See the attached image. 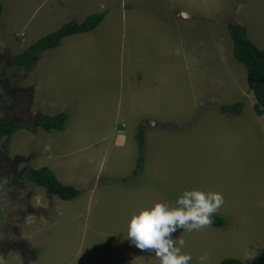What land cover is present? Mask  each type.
I'll use <instances>...</instances> for the list:
<instances>
[{
    "label": "rangeland",
    "instance_id": "obj_1",
    "mask_svg": "<svg viewBox=\"0 0 264 264\" xmlns=\"http://www.w3.org/2000/svg\"><path fill=\"white\" fill-rule=\"evenodd\" d=\"M18 1L13 10L20 17L33 4ZM42 6L34 21L45 10L52 21L35 32H11L0 23V88L20 87L17 95L0 94V121L60 112L67 119L63 130L31 124L8 141L0 133L1 264H158L129 243L127 218L153 202L174 203L192 188L222 193L224 203L212 215L225 224L171 234L184 239L189 264L247 261L245 250L255 254L251 260L262 254L264 115L253 108L227 26L240 24L264 48V0H46ZM103 11L95 29L62 39L31 71L4 67L3 55L10 60L58 24ZM237 102L238 115L221 110ZM42 167L80 194L48 198L44 187L22 178Z\"/></svg>",
    "mask_w": 264,
    "mask_h": 264
},
{
    "label": "trees",
    "instance_id": "obj_2",
    "mask_svg": "<svg viewBox=\"0 0 264 264\" xmlns=\"http://www.w3.org/2000/svg\"><path fill=\"white\" fill-rule=\"evenodd\" d=\"M1 13L2 4L0 1V15ZM106 13V11H103L91 14L81 22L76 20L65 22L54 32L43 36L22 53L14 56L10 61V65L21 67L24 71H31V65L37 62L40 54L46 50L58 47L62 39L66 37L91 32L103 20ZM227 28L233 41L232 56L246 69L248 89L252 91L255 100L253 108L257 115H264V48H258L247 37L243 26L230 23ZM242 106L241 102H237L222 106L221 110L238 115L241 112ZM66 119L67 115L63 112L54 115H43L33 122V127H41L48 132L53 129L62 130ZM24 127L26 126L15 121H0V132L7 136L6 141L9 140V137L16 130ZM22 178H26L34 184L44 187L48 198L58 196L62 200H71L80 194V190L72 186L63 185L47 167L39 169L30 168ZM212 219V226L221 227L225 224V220L221 217L212 215ZM219 264H264V252L254 260L240 261L226 258L220 261Z\"/></svg>",
    "mask_w": 264,
    "mask_h": 264
},
{
    "label": "clouds",
    "instance_id": "obj_3",
    "mask_svg": "<svg viewBox=\"0 0 264 264\" xmlns=\"http://www.w3.org/2000/svg\"><path fill=\"white\" fill-rule=\"evenodd\" d=\"M223 203L220 192L184 189L174 203L153 202L130 214L125 224L126 237L131 245L154 255L158 264H189L192 256L182 251L184 239H173L171 234L180 228L198 231L211 225L212 214ZM254 255L244 252L246 260Z\"/></svg>",
    "mask_w": 264,
    "mask_h": 264
},
{
    "label": "crops",
    "instance_id": "obj_4",
    "mask_svg": "<svg viewBox=\"0 0 264 264\" xmlns=\"http://www.w3.org/2000/svg\"><path fill=\"white\" fill-rule=\"evenodd\" d=\"M0 1H1V4H2V13L0 15V23H2V24L4 23L6 25V27L9 28V30L11 32L15 31V30H25V31L29 32L30 28L31 29L35 28L32 31V32H35V31H37V27H38L37 25H39L40 27L44 28L45 26H49L50 22L52 21V17L50 16V13L46 12V10H45V12L40 14L39 19H38L39 21L37 23H36V21H34V19L37 16V13L43 8L42 5L44 4V2L46 0H30L29 4H33V5L30 6L29 12L27 14H25L24 11L22 10L20 17H19L20 12L18 10H13L14 4L16 2H19L18 0H14V1H12V0H0ZM20 1H22V0H20ZM78 22H80V21H78ZM12 23H14L16 25V27H13L11 25ZM59 27H60V25L58 24L57 26H55L54 28H51L49 30H52V29L56 30ZM45 31H48V30H45ZM12 56H16V55L13 54ZM39 58H41V56H39ZM2 59L5 60L4 67L8 65V67H16L17 69L18 68L22 69L21 67L10 65V61L13 59V57L10 58V60H8L7 55L6 56L3 55ZM3 75H4V72L0 75V79H1V77ZM19 88L20 87H18L17 85L11 86V90H8V91L2 90V88H0V94L1 95L5 94L6 96H14V95L18 94V92L20 90ZM8 102L9 103H13V102H10V101H8ZM6 114H7V112H6ZM36 119L37 118L32 120V118H31L32 121L18 122V123H21V124L25 125L26 128L30 129L31 124L33 125V122ZM1 121H7V119L1 120ZM9 121H12V120H9ZM15 122H17V121H15ZM0 133H2V132H0ZM116 136H117L118 142H120V144H122L124 142V140H125L124 139L125 137L123 136L122 131H117L116 130ZM2 137L6 141L7 136H5L2 133ZM2 137H1V140H3ZM29 169H28V171H29ZM31 169H33V168H31ZM3 262H4V260L2 259V257H0V264L3 263Z\"/></svg>",
    "mask_w": 264,
    "mask_h": 264
},
{
    "label": "flooded vegetation",
    "instance_id": "obj_5",
    "mask_svg": "<svg viewBox=\"0 0 264 264\" xmlns=\"http://www.w3.org/2000/svg\"><path fill=\"white\" fill-rule=\"evenodd\" d=\"M31 118H32V116H29V120L31 121ZM18 244V243H17ZM17 244H14V245H17Z\"/></svg>",
    "mask_w": 264,
    "mask_h": 264
},
{
    "label": "water",
    "instance_id": "obj_6",
    "mask_svg": "<svg viewBox=\"0 0 264 264\" xmlns=\"http://www.w3.org/2000/svg\"><path fill=\"white\" fill-rule=\"evenodd\" d=\"M152 125H154V123L153 122H150Z\"/></svg>",
    "mask_w": 264,
    "mask_h": 264
},
{
    "label": "bare ground",
    "instance_id": "obj_7",
    "mask_svg": "<svg viewBox=\"0 0 264 264\" xmlns=\"http://www.w3.org/2000/svg\"><path fill=\"white\" fill-rule=\"evenodd\" d=\"M261 45V44H260Z\"/></svg>",
    "mask_w": 264,
    "mask_h": 264
}]
</instances>
